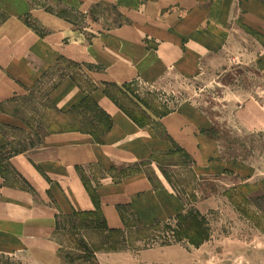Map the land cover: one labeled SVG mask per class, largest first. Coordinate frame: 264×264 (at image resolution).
Returning a JSON list of instances; mask_svg holds the SVG:
<instances>
[{
	"label": "crops",
	"instance_id": "obj_1",
	"mask_svg": "<svg viewBox=\"0 0 264 264\" xmlns=\"http://www.w3.org/2000/svg\"><path fill=\"white\" fill-rule=\"evenodd\" d=\"M49 1L82 12L111 3L122 21L86 38L74 30L75 21L36 7V0H0V154L9 153L12 175L26 185L7 178L0 157V255L27 253L38 262L63 264L58 217L78 211L99 209L116 229L124 227L125 214L146 225L175 218L188 203L153 160L156 154L181 149L198 181L232 176L245 196L264 195V177L258 180L254 166L224 155L210 134L216 124L193 103L163 115L145 107L150 122L139 126L107 93L109 85L196 76L228 61L256 62L264 77V0ZM32 12L43 34L26 21ZM68 61L78 63L93 85L72 72L60 77L44 94V130L37 128L18 103ZM87 97L112 118L102 142L86 132L45 129L44 114L69 111ZM84 116L93 120L86 109ZM234 116L249 132L264 128L256 99L240 101Z\"/></svg>",
	"mask_w": 264,
	"mask_h": 264
},
{
	"label": "rangeland",
	"instance_id": "obj_2",
	"mask_svg": "<svg viewBox=\"0 0 264 264\" xmlns=\"http://www.w3.org/2000/svg\"><path fill=\"white\" fill-rule=\"evenodd\" d=\"M34 5L53 12L62 11L69 20L76 22L74 30L86 38L122 21L119 10L111 3H100L94 11L84 12L49 0H36ZM25 19L40 33L46 32L36 13H29ZM82 70V67L74 69L64 62L59 70L49 73L34 93L20 99L18 110L40 128L42 115L39 110L43 109L44 94L60 77L72 72L82 78L81 82L92 86ZM128 83H131L130 93L139 95L158 115L179 109L184 101L193 103L216 124L210 134L219 140L224 155L254 166L258 180L264 177V128L249 132L237 124L241 118L234 116L237 104L247 98L258 100L264 110V77L258 72L256 62L236 64L228 61L222 67L205 68L196 76L167 75L156 84L144 80ZM107 89L115 95L113 88ZM127 103L124 101L126 106ZM242 118L248 120L246 114ZM7 131L14 133L10 129ZM0 155L4 161L9 153ZM179 157L187 160L182 154ZM162 164L169 180L188 203L184 212L198 210L205 216L209 239L195 247L185 238L173 237L176 222L172 223V230L165 227L172 220L165 221L160 228L145 231L143 224L128 214H125L126 222L120 234H107L100 218L96 219L100 229L85 224L80 230L72 231L70 220L62 215L66 230L57 233V240L62 244L63 264H264V195L245 196L233 186L237 180L232 176H204L198 181L187 164L175 166L165 159ZM145 170L152 173L150 167ZM5 174L12 181L18 179L7 169ZM0 264L45 263L20 253L0 255Z\"/></svg>",
	"mask_w": 264,
	"mask_h": 264
},
{
	"label": "trees",
	"instance_id": "obj_3",
	"mask_svg": "<svg viewBox=\"0 0 264 264\" xmlns=\"http://www.w3.org/2000/svg\"><path fill=\"white\" fill-rule=\"evenodd\" d=\"M55 13L61 16L64 15L62 11L55 12ZM68 64L72 65L74 69L81 68V66L78 63L68 61ZM87 80L89 81L88 78ZM90 84L93 85L92 83ZM129 84L131 85V83H125L124 87H117L115 85H109L110 88H113L115 90V95L114 93L110 92L109 89H107V93L120 106V108H122L139 126H145L150 122L149 119L151 117L149 114L146 113V110L143 107V105L150 110L152 108L144 100H142V98L139 95L138 96L140 98L136 94L130 93L132 91L130 89ZM131 95L132 96L134 95L133 97H135L137 101L141 102L142 106ZM124 101L129 102L127 103V106L124 104ZM49 109L51 110L52 107L49 106ZM85 109H86V112L90 111L92 113V116H93L92 121H89L85 118L84 116ZM43 123H44L45 129L48 132L52 133V132L81 131V132H86V133L91 134L98 142L103 141L104 135L113 126V121L110 115L102 111L99 108L98 104L91 97H87L84 100L82 105L74 109H71L69 111H65V112L49 111L48 114H44ZM180 154H182V156L186 158L187 160L182 161V159L179 157ZM162 159L169 161V163L175 166L180 165V164L181 166H183L184 164H187L190 166L192 162V159L190 158V156L182 152L181 149L154 155L153 160H155L160 165V168L162 172L166 175V177H168V174L166 173V170L163 167ZM5 160L4 162L1 163L2 167L4 168L3 173L5 172V169L12 172L10 162L9 161L6 162ZM8 160H9V157H8ZM130 171H132L131 168L129 169L128 172H124L123 174L130 173ZM18 180H20L19 177L16 181H14L15 185L26 187V185L22 183L21 180L20 181ZM169 181L173 185V182L171 180ZM173 187L175 188V185H173ZM90 193L92 195L94 194V190L91 188H90ZM64 218L70 220L68 224L71 226L72 231L80 230L81 225H85V224L91 225L93 229L97 230V227L100 229V226L96 225L97 224L96 219L100 218L102 220V223L105 225L104 228L106 229L107 234L109 235L110 234H120L121 232H123L122 229L109 228L103 217L102 212L99 209L95 211L74 212L71 215H64ZM61 219H62L61 216L58 217V221H57V231L58 232L62 229L66 230V227L64 226V223H62ZM171 220L172 221L165 224V227H168L169 229L172 230V227H173L172 223L176 222L175 227L176 226L177 227H176V230L173 231L174 238H177V239L185 238L190 244L194 245L195 247H198L202 245L204 242H206L210 237L209 231L205 224V220H206L205 216L202 215L198 210H191L187 213L180 212L176 215L175 218ZM164 222L165 221H156L154 223L147 224V225L143 224L142 227L145 231L154 230L156 228H160Z\"/></svg>",
	"mask_w": 264,
	"mask_h": 264
}]
</instances>
